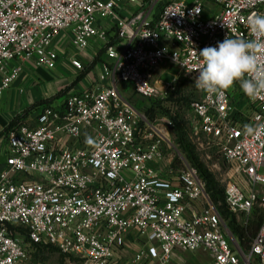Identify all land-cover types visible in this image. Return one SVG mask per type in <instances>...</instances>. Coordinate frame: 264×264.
I'll list each match as a JSON object with an SVG mask.
<instances>
[{"label":"built area","instance_id":"obj_1","mask_svg":"<svg viewBox=\"0 0 264 264\" xmlns=\"http://www.w3.org/2000/svg\"><path fill=\"white\" fill-rule=\"evenodd\" d=\"M142 1L0 0V99L25 63L53 70L59 44L75 53L95 44L110 61L88 89L41 104L3 136L0 264L26 260L24 237L85 264H110L132 231L159 249L142 248L135 263L169 264L175 251H202L211 264H264V215L249 248L241 249L197 171L168 156L171 122L150 121L119 90L125 85L148 101L161 97L158 78L170 69L165 91L180 78L189 81L199 94L189 105L196 134L232 167L224 189L229 215L247 221L256 209L264 212V134L245 133L246 125L264 133V90L251 97L238 83L212 92L195 86L200 50L226 35L264 40L248 26L251 14L264 13V0L169 2L154 18L140 5L122 17L120 9ZM104 21L110 30L99 25ZM112 31L117 47L110 45ZM255 54L264 69V47ZM67 65L84 72L77 58Z\"/></svg>","mask_w":264,"mask_h":264},{"label":"rangeland","instance_id":"obj_2","mask_svg":"<svg viewBox=\"0 0 264 264\" xmlns=\"http://www.w3.org/2000/svg\"><path fill=\"white\" fill-rule=\"evenodd\" d=\"M180 1L185 2L187 0ZM169 2L170 0H143L141 4L138 2L134 7H123V9H120V11L123 10V15L126 17L130 15L131 12H134L136 9H138L141 5V9H144L145 12H151L150 18H154L156 15H158L160 9ZM55 49L59 57V61L57 62L56 66L58 67V64L62 62L67 66L68 69H70L67 65L66 61L68 59L65 57V55L67 52H69V50H73L71 48L69 49L67 46L65 47V45L60 46V44L55 46ZM94 49L98 54L101 50V47H95ZM100 56L106 64H110V61L104 56V52ZM71 73L72 77L69 76L68 79L70 81H74L76 79V74L74 72ZM52 74L56 76V70H54ZM172 74L173 70L170 69L169 73H167V76L160 75L158 78L164 85L162 86L161 97L159 96L157 99H149L147 101L136 96L135 94H131L129 91L130 101L133 102L138 108L143 110L146 108L148 109L150 106H152V108L155 106L158 112L152 117V120L150 121L153 122L155 119H158L159 121L167 120L172 124V127L167 129V134L172 144V149L168 153V156H172L174 162L182 159L189 167H194L197 169V173L202 177L209 175V178H211V180H213L224 191L227 182L231 178L232 167L225 161L220 152H218L214 147L207 145L206 139L202 135L196 134L195 132V119L189 110V105L199 100V94L196 88L189 81L180 78L178 84L173 86V92L170 90H164L166 85L172 83V78L169 77ZM61 77L65 78L64 75H61ZM163 77L164 79H162ZM38 88H40V86H38ZM122 89L126 90L127 88L123 86ZM8 97H11V95ZM61 100L62 98L55 101L59 102ZM160 123L162 124L163 122ZM186 145L192 149L191 156L186 155L184 152L183 146ZM192 162H195L196 166H194ZM263 213V210L260 208L256 209L253 211L251 216L247 218V221L239 218L235 219V223L239 227L246 228L256 220L258 215H262ZM23 244L26 247L28 255L27 257L42 258L45 261L44 264H62L60 263L61 260L59 259L57 252H51L45 249L41 250V247H32L24 239ZM140 246H142V244L135 245L134 243L131 246H128L126 242L125 247H123L118 253L119 261L117 264H148L146 262H133L135 255L134 252L136 248L141 249ZM210 262V257L206 253L197 251L194 253H180L176 256V259L170 260L169 264H210Z\"/></svg>","mask_w":264,"mask_h":264},{"label":"crops","instance_id":"obj_3","mask_svg":"<svg viewBox=\"0 0 264 264\" xmlns=\"http://www.w3.org/2000/svg\"><path fill=\"white\" fill-rule=\"evenodd\" d=\"M195 1L197 0H193V1L187 0L185 2L188 4H193ZM170 2H181V1L170 0ZM123 13H124L123 10L120 11V14L122 15L123 18L126 19L129 18L130 15L124 17ZM99 25L102 26L104 29H108V30H110L112 27L109 21L99 22ZM109 36H110L109 38L111 39L110 45L117 47L119 44V40L118 37L115 36V31L110 32ZM93 45H91L89 49L86 50L85 52L75 53L69 50V52L66 53L65 57L67 59H69L70 57L77 58L82 63V65L84 66L83 73H85V76L74 85L73 89L68 94L78 93L80 91L88 89L90 84L100 74L102 66L106 64L101 56H99L98 62L96 64H93V60L97 56V53L94 49L96 46L95 44ZM21 68H22V74L20 75L16 83L11 87L12 90L9 89V91H7L4 94V96H2L0 99V134L14 117L21 115L24 111L31 108L33 105H35L38 102L47 101L49 99L54 98L60 91L69 87L75 82V80L70 81L68 79L69 76L72 77V73H71L72 70L68 69L67 66L62 62L58 64V67L56 66L51 71L36 69L32 63H25L24 65H22ZM54 70H56V76L52 74ZM61 75H64L65 78H62ZM77 76L78 75H76V78ZM162 79H164V77ZM29 81L33 83L31 87L28 84ZM38 86H40L41 89L38 88ZM123 86L125 85H120L119 90L121 92H124L126 96L127 94L129 95L130 88L125 86L127 89L124 90L122 89ZM21 88L23 89L22 93L20 92ZM9 95H11L12 98L8 97ZM24 122H26V119L24 120ZM6 152H7V141L3 136H0V172L3 169L4 161L6 158ZM126 242L128 246H131L133 243L135 245L142 244V246H140L141 249L146 248L149 251H153L155 253L159 252L157 245L148 243L145 240V238L136 231H132L126 237L124 247L126 245ZM141 249L136 248L134 254L136 255ZM118 253L119 251L116 252L113 261L110 264L118 263L119 261ZM180 253L183 252L175 251L172 254L170 260L176 259V256ZM58 255H59V259L61 260L60 263L62 264H75V263L85 264L83 261L77 258L65 257L60 255L59 253ZM44 263L45 261L42 258L27 257L26 260L23 261L21 264H44ZM146 263L154 264L155 261L148 260L146 261Z\"/></svg>","mask_w":264,"mask_h":264},{"label":"clouds","instance_id":"obj_4","mask_svg":"<svg viewBox=\"0 0 264 264\" xmlns=\"http://www.w3.org/2000/svg\"><path fill=\"white\" fill-rule=\"evenodd\" d=\"M248 26L256 37L264 38V13H253ZM264 47V40H245L226 37L215 46H208L198 53L202 58L195 86L203 91L227 90L235 84L248 96L254 97L264 90V69L258 65L255 51ZM249 136L261 135L257 127L245 126Z\"/></svg>","mask_w":264,"mask_h":264},{"label":"trees","instance_id":"obj_5","mask_svg":"<svg viewBox=\"0 0 264 264\" xmlns=\"http://www.w3.org/2000/svg\"><path fill=\"white\" fill-rule=\"evenodd\" d=\"M103 52H105L104 49H101L99 51V53L97 54V56L93 60V64H96L98 62L99 56ZM84 76H85V73H83V72L80 73L72 85H70L69 87L60 91L54 98L49 99L47 101L38 102L35 105H33L31 108L24 111L21 115L14 117L10 121V123L7 125V127L2 131L0 136H4L7 133H9L12 129L18 127L19 125H22L24 123V120L29 115V113H31L33 110L37 109V107L40 106L41 104H43V103L49 104L54 100L63 98L65 95H67L73 89L74 85L78 81H80ZM144 111H145L146 116L149 118V120H152V117L154 115H156V113L158 112V110L156 109L155 106L153 108H152V106H150L148 109L147 108L144 109ZM183 149H184V152L186 155H188V156L192 155V149L189 146H187V145L183 146ZM192 164L194 166H196L195 162L194 163L192 162ZM195 170L197 171V169H195ZM199 177L202 179V181L205 184V191H206V194L208 195L212 205L216 208L221 219L223 221H227V228H228L229 232L231 233V235L238 242L239 247L243 250L248 249L252 239L254 238V236H255L258 228H259V226L263 222L264 213L262 215H258V217H256V220L253 221L246 228L239 227L235 223V218L231 217L227 211V208L225 205L224 191L213 180H211V178H209V175H205V177L204 176L202 177L201 175H199ZM24 240L28 243V241L25 237H24ZM31 246L35 247V248L37 247V246L32 245V244H31ZM41 248H42L41 250L45 249V250H49L51 252H57L53 248H49V247H41Z\"/></svg>","mask_w":264,"mask_h":264},{"label":"water","instance_id":"obj_6","mask_svg":"<svg viewBox=\"0 0 264 264\" xmlns=\"http://www.w3.org/2000/svg\"><path fill=\"white\" fill-rule=\"evenodd\" d=\"M229 238H230V241L232 242V244L234 245V247L237 249V251L239 252V249L236 245V242L234 241L233 237L229 234Z\"/></svg>","mask_w":264,"mask_h":264}]
</instances>
